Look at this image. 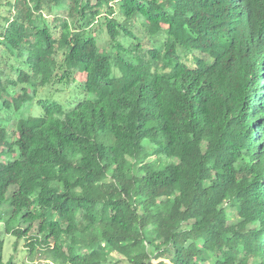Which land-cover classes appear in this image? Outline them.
Segmentation results:
<instances>
[{
  "label": "trees",
  "instance_id": "obj_1",
  "mask_svg": "<svg viewBox=\"0 0 264 264\" xmlns=\"http://www.w3.org/2000/svg\"><path fill=\"white\" fill-rule=\"evenodd\" d=\"M2 111L0 264H264V0H0Z\"/></svg>",
  "mask_w": 264,
  "mask_h": 264
},
{
  "label": "rangeland",
  "instance_id": "obj_2",
  "mask_svg": "<svg viewBox=\"0 0 264 264\" xmlns=\"http://www.w3.org/2000/svg\"><path fill=\"white\" fill-rule=\"evenodd\" d=\"M99 42L101 44V41H99ZM61 87L62 86H59V85L58 86L52 85V86H47V87L41 88L38 91L39 97H43V98L48 97L51 100H53L52 99L53 97L54 98H57L60 96L69 97V91L67 89L64 88V89L58 90ZM51 94H53V95L51 96ZM67 100H70V99H67ZM38 111H39L38 106L35 105L34 109H33V113H37ZM5 114L6 113L4 111H2L0 113V115H5ZM1 210L4 212H7L8 206L2 205ZM2 222H3V218L1 219V222H0V229H2V227H3ZM14 226H15V223L10 225V227H14ZM28 235H36V228L35 227L32 228V230L29 232ZM2 237L4 240L3 248H2V264H5V262L8 260L10 255H13L14 261L16 264H33L34 261H36L40 258H43V257H47L43 253L35 251L32 254L33 257L31 258L29 255V252H28V248L24 244L25 239H20L17 242L16 248L14 249L16 237L13 236L11 233L6 234L4 232L2 233ZM25 238L27 239V237H25Z\"/></svg>",
  "mask_w": 264,
  "mask_h": 264
},
{
  "label": "built area",
  "instance_id": "obj_3",
  "mask_svg": "<svg viewBox=\"0 0 264 264\" xmlns=\"http://www.w3.org/2000/svg\"><path fill=\"white\" fill-rule=\"evenodd\" d=\"M33 264H57V263L51 258L43 257V258H40V259L34 261ZM66 264H72V263L68 262Z\"/></svg>",
  "mask_w": 264,
  "mask_h": 264
}]
</instances>
